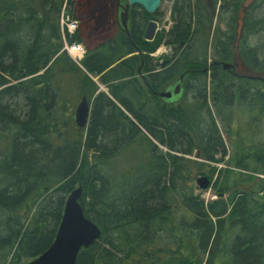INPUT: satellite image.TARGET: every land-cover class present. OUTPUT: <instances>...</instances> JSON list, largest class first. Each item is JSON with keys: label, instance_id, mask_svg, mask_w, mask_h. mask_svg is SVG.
Returning <instances> with one entry per match:
<instances>
[{"label": "trees", "instance_id": "16d2710c", "mask_svg": "<svg viewBox=\"0 0 264 264\" xmlns=\"http://www.w3.org/2000/svg\"><path fill=\"white\" fill-rule=\"evenodd\" d=\"M106 1L66 0V12L76 8L107 32ZM217 1L174 0L171 27L151 41L144 27L162 15L134 6L129 36L117 31L88 49L81 69L60 52L64 0H0V264L43 253L79 186L83 214L101 235L76 264H264V180L255 177L264 173V139L255 141L264 136V84L235 83L221 68L238 58L248 74L264 75V0L243 9L239 34L244 0H219L225 29L214 30L207 64ZM70 41L86 43L77 34ZM162 44L172 55L146 87L137 69ZM181 74L182 98L158 99L153 92ZM82 98L91 112L78 128ZM214 115L228 139L240 138L215 174L209 162L227 149ZM203 176L214 199L194 192Z\"/></svg>", "mask_w": 264, "mask_h": 264}, {"label": "water", "instance_id": "95a60500", "mask_svg": "<svg viewBox=\"0 0 264 264\" xmlns=\"http://www.w3.org/2000/svg\"><path fill=\"white\" fill-rule=\"evenodd\" d=\"M161 0H127L125 6L121 8L119 15V26L129 35L128 20L129 9L131 6H140L147 14H154L159 8ZM156 24L149 22L146 27L144 37L151 40L155 32ZM163 65V64H162ZM240 65L239 62L222 63L224 71L232 73ZM237 69L235 76L240 75ZM248 79L264 83V75H248ZM183 75L171 82L168 86L161 89L157 96L166 103L177 102L183 94ZM145 85L149 86L144 79ZM90 114V103L82 98L75 109L74 121L78 128H85ZM210 185L207 177H199L196 180V186L199 190H206ZM81 196V187L73 190L67 197L61 221L58 225L55 237L50 246L39 256L29 261L27 264H76L77 256L82 248H88L96 242L101 235L100 229L93 222L87 219L79 199Z\"/></svg>", "mask_w": 264, "mask_h": 264}, {"label": "rangeland", "instance_id": "374dc122", "mask_svg": "<svg viewBox=\"0 0 264 264\" xmlns=\"http://www.w3.org/2000/svg\"><path fill=\"white\" fill-rule=\"evenodd\" d=\"M76 1V0H74ZM198 1L199 3H202L204 5H206L207 1L209 0H196ZM253 0H244L241 4V8L240 10L238 11L237 15H238V21H237V34L240 33L241 31V18H242V15H243V9H245L246 7H248L251 3H252ZM117 2H119V4H122L124 2V0H107L106 1V8L108 10V13H109V17H108V21H109V28L111 27V30L109 29L110 32H104V34H102L103 32L101 31H97V30H100V28L98 27V29L96 30L95 28H90L89 25H86L85 22H84V14H82L80 11H78L76 8H75V11H74V15L72 16L71 14L65 12V16L71 18V19H76L77 21H79V29L77 30L76 34L81 36L82 39L86 42L85 44H87V49H93L95 48L97 45L103 43L106 39L110 38L111 35H115L118 32L122 31L121 27L119 29V15H120V11H116V17L112 16V10L114 9L115 5L117 4ZM174 2V0H163V2L161 3V6H160V11L162 12L161 13V19L158 20V21H155L156 22V28L158 29V31H166L168 30V28H170V26L172 25L173 21H172V18H171V8H172V3ZM219 2H222V1H217L216 5H215V8H214V12H215V15H213L212 17V28L209 32V42H208V46H207V61L206 63L209 64L212 60H213V50H212V45H213V42H214V38H215V29L216 28H220V30H224L225 27L223 24H220L219 21H218V15L216 16L217 14V10L219 8ZM196 4V3H195ZM196 6V5H195ZM64 16V17H65ZM216 16V17H215ZM222 16L225 18V13L222 12ZM114 19V21H113ZM115 22V23H114ZM113 23V24H112ZM82 28V29H80ZM120 30V31H119ZM98 32L99 35H96L97 38H95V34ZM102 35V36H100ZM95 39V40H94ZM171 54V50L168 46H165L164 44H162L155 52L154 54V60L155 62H158V63H161L165 58H168ZM235 60H233L232 62L236 61V62H239L240 65H238V67L236 69H238L240 71V73H244V75L248 74L247 71L244 66L241 65V62L238 58H234ZM233 72H235V69L233 70ZM250 73V72H249ZM95 79L94 76H92ZM234 81V80H233ZM235 83H237L238 81H234ZM100 85V84H99ZM101 87V90H104L106 91L107 89L103 86V85H100ZM78 103V101L75 103L74 105V109H75V106L76 104ZM237 106V105H236ZM211 111L212 113L214 114V109L213 107H211ZM214 118H215V122L217 124V127L221 133V136L223 138V141L225 143V146H226V149H227V154H228V157L227 158H221L220 155H216L215 156V159L213 162L209 163L210 166H212L214 169H216L214 171V174L215 172H217V170L219 169H222L224 168L223 167V164L228 162L229 161V157L231 155V152H232V148H231V145L232 144H237L239 145V139L240 138H236L235 136H233L231 139L227 138L224 130H225V125H223L221 123V120L216 117L214 115ZM252 129H254L255 131V128L252 127ZM256 132V131H255ZM258 133V131H257ZM242 136V139L241 140H244L245 142H241L243 144H248L251 140H252V137H250L249 135L245 134V133H242L241 134ZM264 139V136L263 137H258L255 139L256 140H263ZM231 141V142H230ZM234 142V143H233ZM231 143V145H230ZM162 151L164 152L165 149L162 148ZM191 159H195L197 160V158H195L194 156H191L190 157ZM88 159L90 160L91 159V154H89L88 156ZM263 174V173H262ZM214 178H216V175L213 176ZM213 178V179H214ZM195 188H194V192L195 194H199L200 197L202 199H214L215 196L213 194V189L210 188L207 190V191H200L197 186H196V182L194 181L193 184H192ZM213 195V196H212ZM212 196V197H211ZM26 264V263H25Z\"/></svg>", "mask_w": 264, "mask_h": 264}, {"label": "built area", "instance_id": "2783aa9c", "mask_svg": "<svg viewBox=\"0 0 264 264\" xmlns=\"http://www.w3.org/2000/svg\"><path fill=\"white\" fill-rule=\"evenodd\" d=\"M61 27H62V33L65 34H73L77 29V22L76 21H70L69 19H61ZM63 51H65L76 63H78L82 58L84 57L85 50L82 45L77 43L68 44L67 42H64ZM261 178H264V176H260Z\"/></svg>", "mask_w": 264, "mask_h": 264}, {"label": "flooded vegetation", "instance_id": "af4514ba", "mask_svg": "<svg viewBox=\"0 0 264 264\" xmlns=\"http://www.w3.org/2000/svg\"><path fill=\"white\" fill-rule=\"evenodd\" d=\"M125 2H123L122 4H118V2H117V4L115 5V7H114V9H113V13H112V16H114V17H116V11H118V9H119V11H120V9H121V7L122 6H124L125 4H124ZM207 3H208V5L209 6H213V0H209V1H207ZM115 23V22H114ZM111 27H112V25H111ZM111 27L109 28L110 30H111ZM80 29H82V28H80ZM108 32H110L109 30H108ZM107 32V33H108ZM102 34H104V32L102 33ZM96 35H99L98 34V32L95 34V38H97L96 37ZM100 36H102V35H100ZM95 40V39H94ZM164 61V60H163ZM158 62H155V60H152V61H150L149 63L148 62H146L145 60L144 61H142L141 63H140V66H139V68L137 69V72H138V78L139 79H141V77H145V76H147L149 79L148 80H150V78L152 77V76H155V75H157L158 73H159V70L161 69V71L163 70V68H160L158 65ZM141 67H142V69H141ZM152 68H154V71H150V69H152ZM156 68H157V70H156ZM141 76V77H140ZM146 78V77H145ZM233 80H239V79H242V78H234V77H231ZM156 95V94H155Z\"/></svg>", "mask_w": 264, "mask_h": 264}, {"label": "bare ground", "instance_id": "6f19581e", "mask_svg": "<svg viewBox=\"0 0 264 264\" xmlns=\"http://www.w3.org/2000/svg\"><path fill=\"white\" fill-rule=\"evenodd\" d=\"M132 55H138V53H135V54H130V55H127L126 57H125V59L126 58H128V57H130V56H132ZM150 62V61H149ZM148 62V63H149ZM156 70H157V68H156ZM150 71H154V68H152V69H150ZM161 71V69L159 70V72ZM137 75H138V72H137ZM147 79H149L147 76H145ZM146 86V85H145ZM147 87V86H146ZM81 206V205H80ZM82 207V206H81ZM83 210V209H82Z\"/></svg>", "mask_w": 264, "mask_h": 264}]
</instances>
